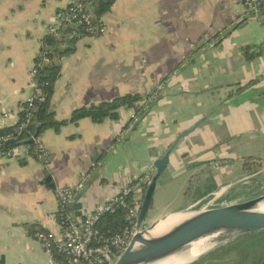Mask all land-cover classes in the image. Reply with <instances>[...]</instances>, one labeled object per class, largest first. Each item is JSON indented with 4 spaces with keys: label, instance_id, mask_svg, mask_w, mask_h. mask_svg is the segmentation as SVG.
Returning <instances> with one entry per match:
<instances>
[{
    "label": "crops",
    "instance_id": "1",
    "mask_svg": "<svg viewBox=\"0 0 264 264\" xmlns=\"http://www.w3.org/2000/svg\"><path fill=\"white\" fill-rule=\"evenodd\" d=\"M70 1L0 0V130L18 123L31 95L30 68L44 45L52 50L46 29ZM99 19L111 26L107 34L69 29L57 43L54 119L126 94L153 99L161 82L165 89L137 124L131 116L143 101L120 109L118 120L85 118L45 130L48 167L33 156L0 160L1 264H48L35 234L59 232L60 188L83 182L68 207L77 217L129 184L140 200L155 160L198 122L155 193L190 177L193 201L162 216L204 207L212 194L217 206L264 194V12L247 16L238 0H114Z\"/></svg>",
    "mask_w": 264,
    "mask_h": 264
},
{
    "label": "built area",
    "instance_id": "2",
    "mask_svg": "<svg viewBox=\"0 0 264 264\" xmlns=\"http://www.w3.org/2000/svg\"><path fill=\"white\" fill-rule=\"evenodd\" d=\"M238 1L244 6L247 16H259L264 12V0ZM69 29L73 33L85 30L94 35H105L112 28L93 14L90 2L71 0L65 10L56 13L54 22L46 29L45 39L63 42L68 37ZM53 62L50 50L44 45L29 71L31 95L21 105L19 121L13 126L11 132L0 134V160L23 162L33 156L39 163L49 166L50 153L36 133V127L39 124L37 117L40 106L47 99L45 92L47 84L41 81V75L43 70ZM164 89V82H161L154 92L153 99L143 100L144 111L149 110L151 103ZM141 118L142 114H133L132 123L137 124ZM124 137L125 134L122 133L117 140L122 141ZM31 140L33 143H29ZM150 178L148 176L141 181L142 184H146L145 190ZM137 187L129 184L106 203L83 217H77L68 210L77 195L83 191V182L60 188L58 190L59 232L39 231L35 234L37 241L45 250L48 264H115L136 234L138 215L143 200V197L138 201L133 198ZM214 196L216 198L217 194ZM209 205L214 206L212 203ZM119 211L126 213L127 224L123 230L113 236L102 234L98 227L100 221L105 216Z\"/></svg>",
    "mask_w": 264,
    "mask_h": 264
},
{
    "label": "water",
    "instance_id": "3",
    "mask_svg": "<svg viewBox=\"0 0 264 264\" xmlns=\"http://www.w3.org/2000/svg\"><path fill=\"white\" fill-rule=\"evenodd\" d=\"M200 125L201 123L198 122L190 129L182 132L167 149L165 154L161 158L155 160L153 164V173L150 175L151 178L141 202L136 234L128 248L115 264H135L144 242L164 224H167L170 220L177 217H182L176 223L177 227H175L174 230H177V232L184 234L194 233L202 236V238H209V242L204 246L203 251L197 258L186 264L194 263L213 249L241 235L264 230V212H239L240 210H245L264 201V194L239 203L221 206H195L167 214L153 222H149V213L155 193L163 176L169 170L172 155L178 149L181 142L189 137ZM29 143H33V140ZM49 178L53 179V176Z\"/></svg>",
    "mask_w": 264,
    "mask_h": 264
},
{
    "label": "trees",
    "instance_id": "4",
    "mask_svg": "<svg viewBox=\"0 0 264 264\" xmlns=\"http://www.w3.org/2000/svg\"><path fill=\"white\" fill-rule=\"evenodd\" d=\"M92 9L95 16L99 19L105 15L111 8L114 3V0H92ZM48 46L51 47L50 56L52 59H55V55L59 60L63 52H60L57 48V41L49 39L47 41ZM69 51V50H68ZM248 58H252V55L247 54ZM60 67L58 63L53 62L47 66L41 75V81L47 84L45 92L47 93V99L44 103L41 104L40 110L38 113V126L36 127V133L40 136L42 133L50 128L58 129L64 124L67 123H78L80 120L85 118H90L94 123L100 124L106 119L118 120L119 111L122 108H132L135 104L142 102L144 96L140 94H126L120 97H117L111 101H105L98 104H93L88 107H82L76 109L71 117L68 120L57 121L54 119V113L50 110V99L54 93V83L59 75ZM153 95V94H152ZM151 95V96H152ZM139 114L143 116L148 113L144 111L141 107L138 111ZM14 127L5 128L0 130V134L11 132ZM14 144V143H13ZM33 146V144H32ZM127 224L126 213L125 211H119L116 214L105 216L99 223L98 227L101 230V233L106 236H113L117 233H120L125 225ZM39 232V231H37ZM257 233L264 234L263 231Z\"/></svg>",
    "mask_w": 264,
    "mask_h": 264
},
{
    "label": "bare ground",
    "instance_id": "5",
    "mask_svg": "<svg viewBox=\"0 0 264 264\" xmlns=\"http://www.w3.org/2000/svg\"><path fill=\"white\" fill-rule=\"evenodd\" d=\"M239 212H264V201ZM181 218L170 220L154 232L142 245L135 264H186L195 260L209 238L174 230Z\"/></svg>",
    "mask_w": 264,
    "mask_h": 264
},
{
    "label": "rangeland",
    "instance_id": "6",
    "mask_svg": "<svg viewBox=\"0 0 264 264\" xmlns=\"http://www.w3.org/2000/svg\"><path fill=\"white\" fill-rule=\"evenodd\" d=\"M181 179L166 193L161 190L155 195L151 206L153 213L150 214V211L149 219L160 218L168 213L170 209L173 210L190 205L193 199L188 196V192L194 193L192 180L188 177L187 182L184 181L183 184H180ZM221 247H223V252L227 255L217 264H264V234L262 233L254 232L241 235ZM205 260L198 259L192 264H205Z\"/></svg>",
    "mask_w": 264,
    "mask_h": 264
},
{
    "label": "flooded vegetation",
    "instance_id": "7",
    "mask_svg": "<svg viewBox=\"0 0 264 264\" xmlns=\"http://www.w3.org/2000/svg\"><path fill=\"white\" fill-rule=\"evenodd\" d=\"M211 203L214 206H216L217 203H218V199L215 198L214 194H212L208 198V200H207V202L205 203L204 206H208ZM228 243H225V244H228ZM225 244H223V245H225ZM223 245H221V246H223ZM221 246H219V247L213 249L212 251L208 252L207 254H205L204 256H202L199 260L206 259L205 260V264H217V263H220L221 260H223L224 257L227 255V254H225L223 252V247H221ZM220 253H221V255H219Z\"/></svg>",
    "mask_w": 264,
    "mask_h": 264
}]
</instances>
